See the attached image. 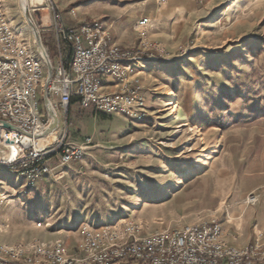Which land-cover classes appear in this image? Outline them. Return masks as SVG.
<instances>
[{
	"label": "rangeland",
	"instance_id": "obj_1",
	"mask_svg": "<svg viewBox=\"0 0 264 264\" xmlns=\"http://www.w3.org/2000/svg\"><path fill=\"white\" fill-rule=\"evenodd\" d=\"M112 3L138 17L134 48L141 43L136 25L149 20L148 55L154 59L139 73L147 114L132 120L78 102L64 108L50 98L59 117L56 139L33 147L61 142L79 147L83 156L35 181L0 168V246L59 240L77 258L86 226L134 223L147 235L216 222L229 245L250 247L264 230V0ZM0 4L37 53L20 0ZM47 10L29 9L37 27ZM43 45L54 64L55 54ZM47 77L44 65L43 85ZM40 98L47 115L43 90ZM17 156L14 145L13 160ZM50 163L56 167L57 159Z\"/></svg>",
	"mask_w": 264,
	"mask_h": 264
},
{
	"label": "built area",
	"instance_id": "obj_2",
	"mask_svg": "<svg viewBox=\"0 0 264 264\" xmlns=\"http://www.w3.org/2000/svg\"><path fill=\"white\" fill-rule=\"evenodd\" d=\"M47 8L52 14L58 42L69 47L72 54L71 66L67 68L63 50H58L52 64L49 97L57 99L64 108L77 100L81 107L108 116L145 118L147 105L139 73L142 64L154 59L148 55L153 51L146 30L149 20H141L135 27L141 39L139 47L127 49L113 41L110 28L101 21L67 27L55 6ZM43 80L42 60L12 30L0 4V121L20 130L15 131L18 136L10 138L8 132L13 130L0 126V142L18 149V156L0 161V168L20 172L32 181L83 156L79 147L61 142L42 150L33 147L36 135L45 125H50L48 114L43 115L41 110ZM52 158L57 159L56 167L50 163ZM56 174L61 176L60 171ZM249 202L255 203L256 197ZM141 231L134 223L86 226L78 246L81 256L77 258L70 257L59 240L19 247L0 246V264H264V230H258L254 243L246 248L229 245L216 222L147 235H141Z\"/></svg>",
	"mask_w": 264,
	"mask_h": 264
},
{
	"label": "crops",
	"instance_id": "obj_3",
	"mask_svg": "<svg viewBox=\"0 0 264 264\" xmlns=\"http://www.w3.org/2000/svg\"><path fill=\"white\" fill-rule=\"evenodd\" d=\"M50 1H52L62 13L67 25H77L84 21H101L110 28L113 41L120 47L131 49L137 45L138 38L133 32V24L138 19L137 15H128L126 10L122 9V7H120L118 11H116L117 9L114 10L112 0ZM47 12L48 10L45 14L50 15V13ZM71 12H74V14ZM15 33L19 34L17 32ZM42 38L45 46L52 54H55V56H57L60 48L63 50L65 63L70 67L72 63L71 51L69 47L58 42L55 32L51 28L42 29Z\"/></svg>",
	"mask_w": 264,
	"mask_h": 264
},
{
	"label": "water",
	"instance_id": "obj_4",
	"mask_svg": "<svg viewBox=\"0 0 264 264\" xmlns=\"http://www.w3.org/2000/svg\"><path fill=\"white\" fill-rule=\"evenodd\" d=\"M27 1H29V5H27V8L25 9L23 7L24 3H27ZM21 3V8L23 13L25 14V17L27 19V22L34 34L35 37V41H36V45H37V54L39 56V58L42 60L43 64L46 66L47 71H48V77L45 81V84L43 85V100H44V104L45 107L47 109L48 112V116L51 119L49 128L47 130V133L53 132L58 128V116L56 113V110L54 108V106L52 105V102L50 100L49 94H48V87L49 84L52 81V77H53V66H52V62L50 59V56L48 55L43 42H42V38L40 36V31L39 29H48L51 27V18L49 14H45V13H41L38 22H40L39 24V29L38 27L35 25V23L33 22V20L30 17L29 14V9L31 10H45V8L47 7V2L46 0H20ZM28 4V3H27ZM0 126L8 128L10 130H14V131H20L19 129H17L16 127L4 123L2 121H0ZM12 158V149L8 146H6L4 143L0 142V161L1 162H7Z\"/></svg>",
	"mask_w": 264,
	"mask_h": 264
},
{
	"label": "bare ground",
	"instance_id": "obj_5",
	"mask_svg": "<svg viewBox=\"0 0 264 264\" xmlns=\"http://www.w3.org/2000/svg\"><path fill=\"white\" fill-rule=\"evenodd\" d=\"M28 3V4H27ZM27 3H24V5H23V7H27V5H29V1H27ZM26 9V8H25ZM171 96V100L170 101H172L173 100V98H175V96L174 95H170ZM56 113H57V116H58V112L56 111ZM58 121H59V117H58ZM48 128H49V125L48 126H44L43 127V129L42 130H40V132L41 133H39L38 135H36V137L34 138L35 139V141H36V143H41L42 142V139H45V140H47V139H49V138H55L56 139V137H54L55 135H53L52 133L54 132H50V133H47V130H48ZM1 129V128H0ZM4 131H6V132H8L7 130H5L4 129ZM43 131H45L44 133H43ZM18 132V131H17ZM9 133H11V134H14V135H17V133L13 130V132H11V131H9ZM23 138H25L24 140L25 141H30L27 137H24L23 136Z\"/></svg>",
	"mask_w": 264,
	"mask_h": 264
},
{
	"label": "trees",
	"instance_id": "obj_6",
	"mask_svg": "<svg viewBox=\"0 0 264 264\" xmlns=\"http://www.w3.org/2000/svg\"><path fill=\"white\" fill-rule=\"evenodd\" d=\"M71 53V52H70ZM67 66V65H66ZM68 67V66H67ZM72 103H77V100H74Z\"/></svg>",
	"mask_w": 264,
	"mask_h": 264
}]
</instances>
